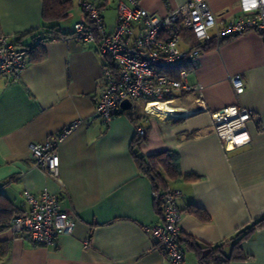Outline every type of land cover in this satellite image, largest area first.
I'll return each instance as SVG.
<instances>
[{
	"label": "crops",
	"instance_id": "0c3cea01",
	"mask_svg": "<svg viewBox=\"0 0 264 264\" xmlns=\"http://www.w3.org/2000/svg\"><path fill=\"white\" fill-rule=\"evenodd\" d=\"M66 1V0H60ZM58 23L66 37L38 42L42 36V0H0V36L31 46L41 54L30 60L15 81L0 76V206L26 211L24 193L57 194L62 209L73 214L74 231L54 246L33 245L8 226L0 231L6 253L0 264H168L144 231L161 221L152 196V181L135 156L171 151L180 177L167 184L181 191L180 247L183 264H200L187 239L197 245H223L245 226L264 217V38L254 31L210 40L188 81L202 86L208 110L229 105L251 109L250 144L225 150L211 127L208 111L192 94L176 96L173 115L163 117L140 102L118 106L106 124L94 113L104 85L105 58L92 42H78L72 25L85 20L79 0ZM98 3L107 29L114 28L115 0ZM186 0H139L140 6L164 16ZM218 21L242 14L239 0H207ZM113 16L107 18L109 10ZM43 53V54H42ZM43 55V56H42ZM239 75L244 92L236 95L229 78ZM131 110L132 115L127 111ZM157 115V116H156ZM77 125L61 140L58 134ZM136 125L145 136L137 140ZM140 139V138H139ZM56 141L58 180L35 168L29 144ZM188 176H192L186 178ZM203 217H198L195 211ZM87 241V244H84ZM245 259L222 264H264V226L241 242Z\"/></svg>",
	"mask_w": 264,
	"mask_h": 264
},
{
	"label": "built area",
	"instance_id": "2783aa9c",
	"mask_svg": "<svg viewBox=\"0 0 264 264\" xmlns=\"http://www.w3.org/2000/svg\"><path fill=\"white\" fill-rule=\"evenodd\" d=\"M115 2L112 30L107 29L100 6L92 0H79L85 20L72 25L74 38L81 43H94L97 53L105 58L104 85L94 102V113L107 124L123 100L132 105L140 102L144 111L151 114L147 112L150 105H171L176 96L192 94L198 108L184 114L208 111L211 127L225 150L250 144L247 122L254 118V112L240 105L208 110L202 99V86L188 81L189 70L197 66L202 49L184 43L181 34L191 33L199 45L212 39L218 43L246 31L264 38V0H239L242 14L229 21H218L207 0H186L164 16L148 12L139 0ZM30 58L29 47L0 36V76L7 82L18 78ZM229 81L236 95L244 92V81L239 75L231 76ZM76 125L77 121L71 122L57 139L61 140ZM136 136L137 139L145 136L139 125ZM56 145L54 140L30 143L29 153L33 167L58 180ZM152 196L161 221L145 226L144 231L164 253L168 264H183L184 254L179 244L181 191L168 185L164 190H152ZM23 197L27 210L12 219L13 232L23 233L33 245L45 247L54 246L60 235L73 234V214L61 208L57 194L25 192Z\"/></svg>",
	"mask_w": 264,
	"mask_h": 264
},
{
	"label": "trees",
	"instance_id": "16d2710c",
	"mask_svg": "<svg viewBox=\"0 0 264 264\" xmlns=\"http://www.w3.org/2000/svg\"><path fill=\"white\" fill-rule=\"evenodd\" d=\"M42 36L39 37L38 42L40 43L49 39H58L66 37L68 34L63 33L58 29V23L65 19L69 12L72 9V1H60V0H42ZM74 35V33H72ZM181 38L184 43L191 45L193 47H199L203 50L209 46V41L205 44L199 45L192 34L189 32H182ZM15 44L27 46L25 44H20L18 40ZM37 44H32L27 46L30 48V60H37L41 58V54L37 53L35 50ZM43 54V53H42ZM43 56V55H42ZM128 115H132V111H127ZM141 139H137L134 144L138 145L141 142ZM140 171L148 176L152 181V190L159 191L164 190L168 184L167 181L176 180L180 177V174L177 170L175 163V155L171 151H161L155 154H151L147 157L144 156H135ZM192 176H188L189 178ZM158 209V207H157ZM160 212V210L158 209ZM25 211H16L8 206H0V231L8 226L9 220L14 218L17 215H23ZM198 217H203L202 212L195 211ZM264 226V217L256 220L255 222L245 226L237 234L232 237L229 241L232 242V252L226 256L223 253L222 246H208V245H197L193 240L187 239L186 242L193 248L198 261L200 264H222L228 263L231 260H241L245 259V255L241 250V242L246 240L256 229ZM182 242L179 237V244ZM6 253L5 246L0 244V255Z\"/></svg>",
	"mask_w": 264,
	"mask_h": 264
},
{
	"label": "bare ground",
	"instance_id": "6f19581e",
	"mask_svg": "<svg viewBox=\"0 0 264 264\" xmlns=\"http://www.w3.org/2000/svg\"><path fill=\"white\" fill-rule=\"evenodd\" d=\"M153 109L161 114L163 117H167V116H170V115H173V113L175 112V108L169 104H165V103H156V104H153ZM151 114H153L152 112H150ZM155 115V114H153ZM157 116V115H156Z\"/></svg>",
	"mask_w": 264,
	"mask_h": 264
},
{
	"label": "water",
	"instance_id": "95a60500",
	"mask_svg": "<svg viewBox=\"0 0 264 264\" xmlns=\"http://www.w3.org/2000/svg\"><path fill=\"white\" fill-rule=\"evenodd\" d=\"M120 108H122V109H129L131 106H132V104H131V102L130 101H128V100H123L121 103H120Z\"/></svg>",
	"mask_w": 264,
	"mask_h": 264
},
{
	"label": "rangeland",
	"instance_id": "374dc122",
	"mask_svg": "<svg viewBox=\"0 0 264 264\" xmlns=\"http://www.w3.org/2000/svg\"><path fill=\"white\" fill-rule=\"evenodd\" d=\"M111 10H112V9H110L109 12H108L107 14H105V15H107V16H106L107 18H110L111 16H113V15H112L113 12H111ZM174 99H175V98H174ZM136 104H138V103H136ZM172 105H173V104H172Z\"/></svg>",
	"mask_w": 264,
	"mask_h": 264
}]
</instances>
